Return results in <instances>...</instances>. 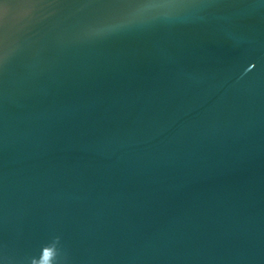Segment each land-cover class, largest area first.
Returning <instances> with one entry per match:
<instances>
[{
  "label": "water",
  "instance_id": "obj_1",
  "mask_svg": "<svg viewBox=\"0 0 264 264\" xmlns=\"http://www.w3.org/2000/svg\"><path fill=\"white\" fill-rule=\"evenodd\" d=\"M0 0V264H264V0Z\"/></svg>",
  "mask_w": 264,
  "mask_h": 264
},
{
  "label": "snow or ice",
  "instance_id": "obj_2",
  "mask_svg": "<svg viewBox=\"0 0 264 264\" xmlns=\"http://www.w3.org/2000/svg\"><path fill=\"white\" fill-rule=\"evenodd\" d=\"M120 6L127 8L129 13L112 17L98 30L97 34L129 29L149 16L155 18L161 10L178 8L184 5L180 0H122Z\"/></svg>",
  "mask_w": 264,
  "mask_h": 264
}]
</instances>
